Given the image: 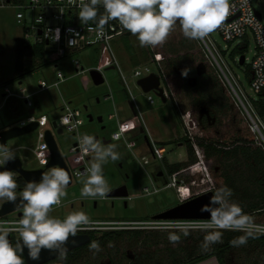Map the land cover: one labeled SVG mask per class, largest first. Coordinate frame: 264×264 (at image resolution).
<instances>
[{"label":"rangeland","instance_id":"374dc122","mask_svg":"<svg viewBox=\"0 0 264 264\" xmlns=\"http://www.w3.org/2000/svg\"><path fill=\"white\" fill-rule=\"evenodd\" d=\"M251 4L264 17V0H251ZM15 12L16 9L12 6L0 7V131L18 125L29 115V108L19 97L20 87H25L27 93H31L35 116L44 114L48 119H52L58 116L64 102H69L71 108L80 111L83 119L77 132L62 129V132L58 133L57 129L49 127L48 121L44 127L51 128L62 158L73 169L72 155L68 153V148L77 140V134L80 137L98 135L99 138L109 139L111 131L116 128V118L118 121L133 120L135 122H137L135 114L140 118L136 128L127 133L124 140H110L107 144L100 142L103 146L115 145L120 157L116 161L109 159L103 164V174L109 191L125 186L128 196L109 197L106 194L105 197H84L81 195L82 176L73 177L71 184L66 188V195L61 200L62 204L53 206L50 215L63 219L72 211H83L90 220L134 221L131 226L163 231L164 234L159 236L158 244L146 249L149 251L147 253L154 254L155 257L161 255L164 258L163 264L169 262L167 247H173L182 242V237H179L177 243L170 242L169 237L172 236V231H191L190 244L204 239L207 234L205 231L197 228L176 227L168 224L171 221L168 219H153L154 215L179 204L181 202L179 196H192L206 186V174L200 165L194 167L192 164L189 165L193 160L189 158L183 142L177 141L185 134L183 119L185 124L195 122L202 131V135L208 139L222 141L227 145L237 135L244 137H250V135L246 131L244 119L224 84L214 68L207 63L194 39L185 37L177 23L167 41L162 46L153 48L158 57L162 58L161 61L168 72L174 99L167 97L165 101H162L150 91L149 94L154 103L150 104L147 101V94L137 85L138 78L133 76V72L136 68L142 69L145 66L155 71L152 53L149 47H141L137 38L129 32L111 38L108 46L101 42L69 52L64 58L66 79L57 87L50 86L40 90L38 80L45 79L51 83V68L48 65L38 67L33 64L21 71L16 70L15 42L22 38V28L16 22ZM208 37L221 50L223 59L233 74L238 76L241 88L252 99L258 101L260 96L249 90L248 73L245 71L246 65L256 52L252 35H248L244 41L236 40L231 43L223 41L215 31ZM242 54L245 61L240 65L238 59ZM72 59H78L84 69L82 73H75L70 65ZM185 68L189 69L187 77L181 75ZM191 69H195L197 75L204 73L206 77L201 82L203 86L188 95L186 85L194 86L196 83V75L191 72ZM92 70H97L102 75L103 81L100 84H95L92 80L90 74ZM121 77H124L125 84ZM4 87H8L15 95L11 99L13 103L10 106L3 105ZM206 91L223 95L221 100L224 104L226 103L227 109L216 113L207 103H204L202 96ZM107 95H111V98H106ZM109 114H116V118L108 119ZM89 115L92 116V120H89ZM98 117H101V121H98ZM162 142L166 149L163 162L157 160L152 153V147ZM179 143L183 146H179ZM35 144V130L6 141L7 148L12 150L15 157H20L23 167L27 169L38 168L45 164L44 162L40 165L27 150V148H33ZM201 154L211 179L218 184L217 177L220 171H223L224 165L231 163L232 160L212 154L203 155L202 151ZM93 156L94 153L90 155L89 164L93 162ZM178 161L187 163L188 166L180 173L183 189L176 191L175 188L166 186L169 180L165 165ZM14 179L17 184L16 194H19L25 188L26 182L21 176ZM145 187L148 188V193L144 190ZM232 190L235 191V189ZM236 194H233L234 197L235 195L239 197V194ZM4 201L0 200V206ZM244 201L245 199L233 200L238 204ZM253 218L254 221H264V213L256 214ZM120 246L122 248L117 253V257H120L123 251L128 255L126 258L131 260L133 255L140 252L138 247H129L125 242H122ZM155 247H158L160 251H155ZM99 253L104 254L105 250L102 248ZM99 253L93 255L88 248L79 253L80 257L59 258L48 264H86L87 259L96 260ZM98 259L105 260L101 264L107 263L105 258ZM123 263L126 261L123 260ZM194 264H218V262L212 257ZM223 264H264V244L248 240L243 246L231 245L223 255Z\"/></svg>","mask_w":264,"mask_h":264},{"label":"built area","instance_id":"2783aa9c","mask_svg":"<svg viewBox=\"0 0 264 264\" xmlns=\"http://www.w3.org/2000/svg\"><path fill=\"white\" fill-rule=\"evenodd\" d=\"M230 5L234 6V8L225 20V26L228 28V35L226 36L225 31L223 30H216L215 32L219 34L221 39L226 43H231L236 40L244 41L248 35H252L255 40L256 52L249 64L246 65L245 71L248 73L249 90L256 94H262L264 93V17L252 6L251 0H247V3H244L243 0H230ZM8 6H12L16 9L15 19L22 28L21 40L23 43L29 46L42 45L44 47L43 54L45 62H47L48 67L51 68L52 80L51 83H48L45 79L38 80L37 84L40 90L46 89L50 86L57 87L58 84L66 79L64 58L69 52L91 47L101 42L108 46V41L111 38L128 32L122 28L119 21L110 20L105 24L102 30L103 35L98 34L101 30L99 29L97 22L100 16L104 14L102 5L97 6V21H89L86 24L81 23L78 18L80 11L78 0H76V3H70L69 0H0V7ZM57 28L60 29L58 40H56L57 33L54 31ZM73 32L79 33V35L74 36ZM71 39H74V44L69 47L68 41ZM194 41L204 55L207 63L214 68L221 82L224 84L228 94L244 119L249 132L252 134L254 143L264 151V108L262 112L258 111L255 105L257 101L252 99L249 94L241 88V85L238 82V76L233 74L231 69L225 63L221 50L209 37H206L203 40L194 39ZM149 50L152 53L155 71H152L149 66H145L142 69L136 68L133 72V76L139 79L153 73L159 78V87L162 89L165 98L171 97L174 99L170 77L161 61L162 58L160 59V57H158L153 48H150ZM70 62V65L76 74L84 71L78 59H72ZM121 78L125 84L124 77ZM162 84H164V86ZM19 91V97L24 100V103L29 108V115L24 120L20 121L18 126H23L30 122L37 123L35 129L36 144L33 148H27V150L31 152L30 155H33L34 159L37 160L40 165H43V163H46L50 158L48 146L44 141L45 130L55 128L61 129L62 132V129H71L69 131L77 132L78 127L83 123V119L80 111L76 108H71L69 102H64L61 109H59L60 112L58 116L53 117L52 119H48L44 114L35 116L34 104L30 98L31 93H27L25 87H20ZM146 94L147 101L150 104H153L154 100L152 96L149 92ZM2 96L3 105L10 106V103L12 102L11 99L15 95L8 87H4V93ZM106 98H111V95H107ZM114 117L116 118V114L108 115V119H113ZM47 121L51 128L48 126L44 127V124ZM115 121L116 128L111 131L109 139H106L105 137L99 138L98 135L87 136H97V141H103L104 143H108L110 140H124L125 133L135 128L137 123L133 120L118 121L117 118ZM53 122H55V127L52 126ZM183 122L185 133L192 142L194 152L197 156V161L192 164V167L200 165L206 174V186L203 187L200 192H197L192 196H179L180 201H184L207 191H212L214 193L217 188L216 183H214L208 173V168L202 158L200 148L196 144V137L202 136V131L195 122H187L188 124H185L184 119ZM82 137L77 134V140L68 148V153L72 155L71 163L74 165V168L71 169L65 162L71 175V181L73 177H81L77 174L83 173L85 169L90 166L89 158L90 155H92V152L84 151L82 149L80 142ZM152 153L157 160L162 161L166 149L164 146H153ZM15 158H18L21 161L20 157ZM182 170L171 174L167 173L169 180L166 185L167 187H173L176 191H178V189H183L181 186V183L183 182L180 178ZM12 172L13 177L18 176V173L15 170H12ZM144 190L148 193L147 187H145ZM10 214L13 215L10 216ZM21 216L22 208H18L0 216V228L7 229L8 236L14 235L16 239L20 238L19 233L15 231V228L18 226V221ZM208 220L209 219H180L171 220L168 224L175 225L176 227L188 228V225H196ZM90 221L92 222V230L78 231L77 233L136 227L131 226L134 221ZM255 223L264 225V221H255Z\"/></svg>","mask_w":264,"mask_h":264},{"label":"clouds","instance_id":"9594fccd","mask_svg":"<svg viewBox=\"0 0 264 264\" xmlns=\"http://www.w3.org/2000/svg\"><path fill=\"white\" fill-rule=\"evenodd\" d=\"M69 2L76 3V0ZM243 2L247 3V0ZM98 5H102L104 9V14L97 22L101 30L99 35H103L102 30L108 21L117 20L124 30L137 38L141 47L150 48L162 46L177 23L183 35L189 39L203 40L216 30L225 31L227 36L225 20L234 8L230 5V0H78L80 22L86 24L97 21ZM54 31L58 40L60 29ZM73 35L79 33L73 32ZM73 44L74 39L68 41L69 47ZM188 72L189 69L185 68L181 75L187 77ZM80 142L84 151L94 153L90 166L83 173L77 174L82 176L81 195L105 197L109 187L103 174V164L109 159L116 161L120 158L116 146H103L94 137L87 135ZM14 159V153L6 145L0 144V166ZM69 182L68 172L59 166L43 172L39 181L27 182L20 200L22 216L15 228L22 243H17L14 247L8 239V230L0 228V264H24L18 253L25 248L29 259L34 261L40 259L42 249L55 251L60 259H65L67 249L64 245L69 238L75 237L78 231L92 230V222L83 211H72L63 219L50 215L53 206L61 204ZM16 188L13 172L6 168L0 171V200L15 202ZM231 195L232 192L227 187L216 189L210 205L201 209L210 213V219L187 226L207 233L202 244L203 250H207L212 244L222 243L221 230L244 233L230 241L234 247L246 245L249 237L264 235V225L255 223L254 218L245 213L238 203L230 200ZM184 234L188 235V231L185 230ZM169 239L173 243L179 242L178 236L173 235ZM89 251L93 255L102 251L99 242L91 241Z\"/></svg>","mask_w":264,"mask_h":264},{"label":"trees","instance_id":"16d2710c","mask_svg":"<svg viewBox=\"0 0 264 264\" xmlns=\"http://www.w3.org/2000/svg\"><path fill=\"white\" fill-rule=\"evenodd\" d=\"M43 48L44 47L42 45H25L21 39H18L15 42L16 70L21 71V69L27 66L30 67L33 64L34 66L37 65L38 67L47 66L48 63L45 62ZM191 72L196 75V83L194 86L191 84L186 85V91L188 95H190L192 91L196 92L199 90V88L203 86L201 83L202 80H204L203 78L206 77L204 73H199L197 75V71L195 69H191ZM200 92L202 93V91ZM207 92L208 91H206V93L203 92L204 95L202 96V99L204 103H207L209 107L214 109L216 113L224 112L227 109V105L221 100L223 95H220L218 92H216V94ZM258 95L260 96V99L255 105L258 111L262 112L264 108V93H260ZM12 103L13 101L10 103V105ZM246 131L250 137L237 135L232 139L229 145L222 141L219 142L208 139L204 135L196 137V144L203 152V155L212 154L220 156L226 160H232L231 163H226L224 165L223 171H220V175L217 177L218 184H216V189L220 187H227L230 189L232 192L230 200L232 202L236 199H239L240 201L245 199V201L240 202L239 205L242 207L245 213L253 217L256 216V214L264 213V151L254 143L252 134L249 132L247 126ZM177 141L183 142L189 158L191 161L193 160V162H191L189 165L194 164L197 161V156L194 152L192 142L186 133L177 139ZM159 145L164 146L165 144L162 142ZM165 166L167 172L171 174L184 169L186 166H188V164L177 162L174 164H166ZM240 187L241 191H239ZM232 189H235V191ZM236 193L239 194V197H236ZM233 194H236L235 197ZM143 220L148 221L147 219ZM184 231H172L171 235L178 236L180 238L182 237V242L173 247H167L169 262L164 264H194L202 259L212 257L216 259L218 264H223V255L225 251H228V248L231 247L230 241L236 237L244 235V233L239 234L238 231L221 230L222 243L212 244L207 248V250H203L202 244L204 243V239L193 241V243L190 244V240H192L190 234L192 233H190L191 231L187 230L188 235H185ZM88 234L90 236L89 242L67 252L66 258L72 256H74V258L80 257L81 255L79 253L84 249H88L90 242L95 240L98 241L101 248L105 250L104 254L99 253L97 257L105 258L107 260L106 264H163L162 262L164 258L161 255L159 257H155L154 254L147 253L149 251L146 250L158 244L159 236L164 234L163 231L145 230L134 227L90 231ZM9 238L11 244L15 247L17 245L16 237L14 235H9ZM248 240L262 245L264 244V235H259L257 238L249 237ZM122 242L128 243L129 247H138L140 252L133 255V259L131 258V260L126 258L128 255L123 251L120 253V257H117V253H119L122 248L120 246ZM156 248L158 247H155V251H160L159 248ZM18 254L21 255V258L24 260L22 253ZM59 258L60 257L56 259ZM98 258L94 261L87 259L85 262L86 264H101L105 262V260L103 261L102 259ZM123 260L126 261V263H123ZM48 263L49 262L45 264ZM24 264H26L25 261Z\"/></svg>","mask_w":264,"mask_h":264},{"label":"water","instance_id":"95a60500","mask_svg":"<svg viewBox=\"0 0 264 264\" xmlns=\"http://www.w3.org/2000/svg\"><path fill=\"white\" fill-rule=\"evenodd\" d=\"M244 55H240L238 62L240 65L243 64ZM92 80L95 84H100L103 81L102 75L97 70H92L90 72ZM137 85L140 89L144 92H154L158 97L165 101V96L163 95L162 89L159 87V78L158 76L154 75L153 73L141 77L137 80ZM89 120H92V116L89 115ZM98 121H101V117L97 118ZM52 126L55 127V122L52 123ZM37 127L36 122H30L23 126H12L0 131V144L6 145V141L8 139L23 135L25 133L34 131ZM58 133H61V129H57ZM96 140L98 139L97 136L94 137ZM44 141L46 142L49 152L50 158L49 160L43 165L38 168L27 169L24 168L21 164V161L18 158H15L12 161H9L6 165L0 166V171L4 170L5 168L8 170H15L18 173V176H21L22 179L26 182L29 181H39L41 178V174L46 171L47 168L51 166H59L65 169L70 177V182L68 185L71 184V175L66 165L64 159L61 156V153L58 149V146L55 142V139L52 135L50 129H46L44 132ZM127 190L125 186H120L116 189H113L107 193L109 197H126ZM214 195L212 191H207L196 195L194 197L188 198L176 206L169 208L161 213H158L153 216V219L161 220V219H168V220H180V219H210V213L207 211H201L202 207L206 205H210V199ZM22 194L17 196V200L15 202L11 201H4L0 206V216H3L13 210H16L20 207V200ZM10 241V238L8 236ZM90 240V236L88 233H77L75 237H70L67 244L64 247L67 249V252L76 249ZM17 243H22L20 238L17 239ZM66 252V253H67ZM26 264H45L50 262L59 257L58 253L55 251L42 249L40 253L39 260H31L28 257V250L25 248L23 252H21Z\"/></svg>","mask_w":264,"mask_h":264},{"label":"crops","instance_id":"0c3cea01","mask_svg":"<svg viewBox=\"0 0 264 264\" xmlns=\"http://www.w3.org/2000/svg\"><path fill=\"white\" fill-rule=\"evenodd\" d=\"M166 99V98H165ZM130 104V103H129ZM130 106H131V104H130ZM131 108H132V106H131ZM132 110H134V108H132ZM135 117H136V121H137V124L139 123V120H140V118L138 117V116H136V114H135ZM137 124H136V126H137ZM136 126H135V128H136ZM135 128H133V129H135ZM132 129V130H133ZM131 131V130H130ZM130 131H128V132H126L125 133V135L127 134V133H129ZM103 142V141H102ZM109 143V142H108ZM103 144H107V143H104L103 142ZM178 144V143H177ZM181 143H179V146H183V145H180ZM159 146H162V145H159ZM185 146V145H184ZM165 147V146H164ZM187 152V151H186ZM163 160H164V157H163V159H162V162H163ZM178 162H180V161H178ZM161 174V173H160ZM128 196V195H127ZM126 196V197H127Z\"/></svg>","mask_w":264,"mask_h":264},{"label":"flooded vegetation","instance_id":"af4514ba","mask_svg":"<svg viewBox=\"0 0 264 264\" xmlns=\"http://www.w3.org/2000/svg\"><path fill=\"white\" fill-rule=\"evenodd\" d=\"M20 194H22V192L21 193H19V194H16V196H18V195H20ZM6 201V200H5Z\"/></svg>","mask_w":264,"mask_h":264}]
</instances>
